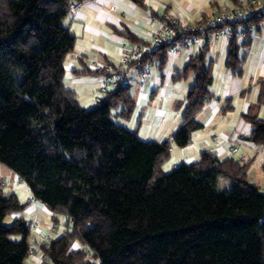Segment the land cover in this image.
<instances>
[{
    "label": "trees",
    "instance_id": "16d2710c",
    "mask_svg": "<svg viewBox=\"0 0 264 264\" xmlns=\"http://www.w3.org/2000/svg\"><path fill=\"white\" fill-rule=\"evenodd\" d=\"M84 1L0 0V163L66 219L61 235L39 243L47 263L264 264V190L248 181V163L204 151L164 172L171 142L142 140L113 120L132 114L128 85L105 91L89 109L65 87L64 58L75 37L61 22ZM261 20L251 21L258 27ZM240 45L228 40L225 65L235 73ZM204 54H190L177 74H194L171 136L179 147L202 127L195 114L212 82ZM166 56L167 46H160L128 68L153 57L161 64ZM257 104H264V84ZM243 117L252 126L248 139L264 146V120ZM219 175L229 190L216 186ZM25 205L0 181V264H24L30 254V223L23 217L3 223Z\"/></svg>",
    "mask_w": 264,
    "mask_h": 264
},
{
    "label": "crops",
    "instance_id": "0c3cea01",
    "mask_svg": "<svg viewBox=\"0 0 264 264\" xmlns=\"http://www.w3.org/2000/svg\"><path fill=\"white\" fill-rule=\"evenodd\" d=\"M233 4L231 0H86L61 22L75 37L73 50L64 58L63 83L74 91L82 108H92L95 98L102 96L103 73L117 69L129 47L140 44L139 41L149 43L151 33L160 29L161 24L154 18L160 20L168 13L193 24ZM205 42L204 65L212 74L210 96L195 114L202 127L191 132L187 145L177 146L171 136L181 124L187 90L194 83L192 71L180 77L177 74L186 66L188 56L197 53L195 48L167 54L161 64L153 57L146 63L145 77L139 75L142 65L130 66L128 86L135 105L129 118L114 119L135 130L142 140L170 141L169 156L175 150L179 163L197 161L204 151L220 159L231 157L246 162L248 181L264 186V146L248 139L252 126L243 117L252 113L264 120V104H257L260 86L264 84V20L259 22L254 35L240 43L238 73L225 65L227 40L209 36ZM181 78L183 84L179 82ZM121 108L117 106L113 113ZM0 181L5 194L14 193L26 204L22 211L10 214L13 219L23 217L30 224L37 223L27 239L33 253L24 264H48L39 243L45 241L44 237L48 240L61 235L66 228L65 217L59 218L35 200L19 177L1 165Z\"/></svg>",
    "mask_w": 264,
    "mask_h": 264
},
{
    "label": "built area",
    "instance_id": "2783aa9c",
    "mask_svg": "<svg viewBox=\"0 0 264 264\" xmlns=\"http://www.w3.org/2000/svg\"><path fill=\"white\" fill-rule=\"evenodd\" d=\"M75 9L76 6L72 5L69 13H74ZM262 15H264V0H237L231 7L216 11L193 24L184 23L168 13L163 14L160 20L154 18V21L157 20L161 24L160 29L151 33L148 45L137 44L126 50L121 57L119 67L103 75L100 92L103 94L117 85H128L130 77L128 64L160 46H167V54H175L180 50L190 52L194 48L198 52L205 49V41L209 36H220L227 41L234 37L240 44L256 32L257 26L251 21L252 18ZM139 75L141 77L148 75L146 63L139 70ZM95 100L100 101V97H96ZM46 239L43 238L45 241ZM29 252L33 253L32 248Z\"/></svg>",
    "mask_w": 264,
    "mask_h": 264
},
{
    "label": "rangeland",
    "instance_id": "374dc122",
    "mask_svg": "<svg viewBox=\"0 0 264 264\" xmlns=\"http://www.w3.org/2000/svg\"><path fill=\"white\" fill-rule=\"evenodd\" d=\"M212 40H215L214 38H212ZM221 65V64H220ZM106 73V72H105ZM104 73V74H105ZM189 75L191 76V73H189ZM217 78V77H216ZM187 81V80H186ZM179 82H181V84H183V82H184V78H181L180 79V81ZM113 120L115 121V122H118V121H120L119 119H114L113 118ZM215 133H217L218 134V131H215ZM172 163H177V164H175V165H178V163H179V161H178V153L175 151V150H173V151H171V155L162 163V165H161V167H162V170L163 171H165V172H167V171H169L172 167H174V166H172ZM0 165L1 166H3V168H5V170L7 169L8 170V167H6L4 164H2V163H0ZM12 171V170H11ZM4 171L2 170L1 171V173H3ZM13 172V171H12ZM216 186L220 189V190H223V191H226V190H229L230 189V187H231V185H230V182H229V180H228V178L227 177H225V176H223V175H219L218 177H217V180H216ZM260 188H261V190H264V186H260ZM58 217L59 218H62V215H58ZM12 220H13V217L9 214V215H7L5 218H4V220H3V223L4 224H6V225H8V224H10L11 222H12ZM48 220H49V223H52L51 222V220L48 218ZM40 221H41V219H40ZM60 222H62L61 220H60ZM46 223H48V222H46ZM32 227L31 228H36L37 227V223H35V222H31V224H30ZM34 225V226H33ZM61 226V225H60ZM61 228V227H60ZM16 239V238H15ZM29 258V257H28ZM28 260V259H27Z\"/></svg>",
    "mask_w": 264,
    "mask_h": 264
}]
</instances>
